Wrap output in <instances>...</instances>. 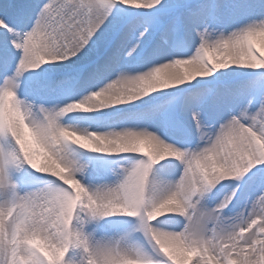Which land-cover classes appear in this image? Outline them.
<instances>
[{"label": "snow or ice", "instance_id": "6c2138e0", "mask_svg": "<svg viewBox=\"0 0 264 264\" xmlns=\"http://www.w3.org/2000/svg\"><path fill=\"white\" fill-rule=\"evenodd\" d=\"M0 264H264V0H0Z\"/></svg>", "mask_w": 264, "mask_h": 264}]
</instances>
